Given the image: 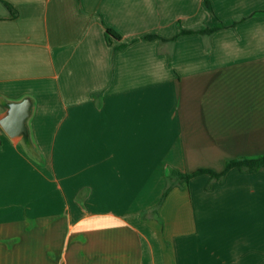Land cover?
I'll list each match as a JSON object with an SVG mask.
<instances>
[{"label":"crops","instance_id":"0c3cea01","mask_svg":"<svg viewBox=\"0 0 264 264\" xmlns=\"http://www.w3.org/2000/svg\"><path fill=\"white\" fill-rule=\"evenodd\" d=\"M27 100L0 264H264V171L162 201L264 156V0H0V121Z\"/></svg>","mask_w":264,"mask_h":264},{"label":"trees","instance_id":"16d2710c","mask_svg":"<svg viewBox=\"0 0 264 264\" xmlns=\"http://www.w3.org/2000/svg\"><path fill=\"white\" fill-rule=\"evenodd\" d=\"M4 4L9 8L11 11H14V8L7 2H4ZM205 5L208 9H211L210 3L208 1H205ZM213 32V31H211ZM107 38H115L120 39V35L114 32L111 29H107ZM159 37L156 36H149L146 37V39L152 40V39H158ZM124 47H121V49ZM2 129H0L1 132ZM238 168L242 171H249V172H260L264 171V156L259 157L257 159H240V160H234L228 162L226 169L223 173L217 174L213 173L211 171H198L196 173H193L191 175L182 174L179 171H172V173L168 177V186L165 190L163 200L167 197V195L170 193L171 190H173L176 187H182L184 183H188L192 178L197 177L202 174H212L215 178H223L231 169Z\"/></svg>","mask_w":264,"mask_h":264},{"label":"water","instance_id":"95a60500","mask_svg":"<svg viewBox=\"0 0 264 264\" xmlns=\"http://www.w3.org/2000/svg\"><path fill=\"white\" fill-rule=\"evenodd\" d=\"M29 100L10 106L8 115L0 121L1 129L11 138L26 132V121L30 116Z\"/></svg>","mask_w":264,"mask_h":264}]
</instances>
